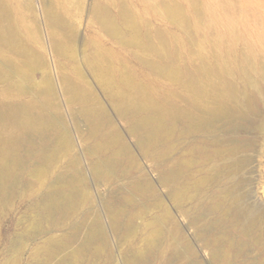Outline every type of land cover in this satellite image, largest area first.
<instances>
[{"label":"bare ground","instance_id":"bare-ground-1","mask_svg":"<svg viewBox=\"0 0 264 264\" xmlns=\"http://www.w3.org/2000/svg\"><path fill=\"white\" fill-rule=\"evenodd\" d=\"M117 3L122 23L107 5L90 8L91 22L108 36L89 40L90 49L51 37L77 81L63 65L47 74L0 0V223L12 210L22 212L6 252L40 236L45 243L29 264H75L109 253L112 236L130 243L123 264H205L197 241L213 264H245L256 245L264 255V210L227 180L241 162L216 163L244 147L237 137L224 145L219 136L244 129L232 79L261 90L248 69L254 64L248 57L233 62L219 39L208 38L198 10L192 25L178 5L162 0L152 8L179 35L139 18L143 29L141 13L128 0ZM46 9L52 28L63 30V20ZM119 47H129L126 55Z\"/></svg>","mask_w":264,"mask_h":264},{"label":"rangeland","instance_id":"rangeland-1","mask_svg":"<svg viewBox=\"0 0 264 264\" xmlns=\"http://www.w3.org/2000/svg\"><path fill=\"white\" fill-rule=\"evenodd\" d=\"M1 1H3L7 8L10 7L8 9L10 13H12L13 21L18 26L20 34L27 44H29L31 47L33 46V49H36L35 53L38 54L37 56L39 58L41 57L40 59L43 61L42 65L45 64L47 67V74H52V70L50 68L52 65H54L56 69L60 65H63L64 71L66 68H68L66 72L69 73L74 80H77V78L72 73V71L69 70L70 62L64 56L57 54L56 49H52L54 48V42L52 40L54 39V41H59L63 44L67 43L66 45L69 43L73 45L75 44L74 46L77 47L79 51H81L84 46L90 49L88 44L89 40L92 38L101 40L108 39V36L99 30L98 25L91 22L90 20L89 11L95 3H100L104 6L107 5L111 13L120 23H122V20L118 15L119 7L117 5V1L119 0ZM128 1L131 7L135 9L137 13H141L140 15L142 16H137V22L140 21L139 24L143 29H145L147 26L145 23L141 22V19L149 20L152 23L153 28L162 24L163 28H165L167 32H175L179 35H183L177 26L170 20L164 19L161 22L159 20V16L153 13L152 8L160 5L162 0ZM166 1L169 4H175L182 9L184 8V16H190L192 18L191 19L189 17V22H191L192 25H195L198 22L196 16L193 18V15H195V10L200 11L202 14V19H204V22L206 23L204 34L208 38L215 40L219 39L221 41V49L224 51L229 49V56L233 62H237L238 59H243V57H248L252 65L254 64V67L249 66L248 69L250 70V68H252L250 72L254 76H257L262 88L261 90L256 88L246 89V86L244 85L241 78L235 77L236 79H232V82H234L235 86L238 87L237 102H235L237 105L236 107L239 108L241 106L242 110L244 109L243 112L246 114V119L243 121V124H245L244 129H242V131L236 135H227L220 132V136L223 134L224 136H222V138L219 136L220 142L224 145L230 143L228 139L237 137L240 139L241 143H245L244 147L240 152L236 153L229 159H221V161L218 160L216 163H219L218 165L222 166V164L224 165L226 163L231 164L235 162H241V164H239L241 167L238 173L227 179L228 184L230 186L234 185L233 188L237 185L234 190L238 189L241 193H243L245 195L246 202L259 205L264 210V0ZM198 3L200 5H198ZM46 8H50L58 17L63 20L65 24L64 29L66 32H63L64 29L62 30V27L61 29L58 27L52 28L48 20V16H46ZM139 18L141 19L139 20ZM66 27L69 30L66 29ZM71 31H74L75 33L73 32L74 34H72ZM67 34L69 36H67ZM199 35L201 34L199 33ZM117 49L122 55H126L125 49H129V47H125L124 49L119 47ZM9 55L12 54L9 53ZM128 61L130 65L136 66L133 60L128 59ZM255 67L259 71H254L253 68ZM39 69L33 73L37 80H40V78L42 79L43 74ZM28 70L27 72H29ZM87 75V78L92 80L89 72ZM17 79L20 80L19 76ZM91 84L92 86L94 85L93 81H91ZM43 86V84H40V88ZM240 90L242 92H240ZM246 99H249L251 102L250 103L248 101L251 105L249 109H247L249 106L246 102ZM105 101L106 100L104 99V102ZM242 101L243 103H241ZM240 103L241 105L238 106ZM240 108L239 110L242 111ZM118 125L121 129H125L124 122L120 121ZM130 141L133 143L134 139L131 138ZM235 159H237V161H234ZM148 168L152 170L149 163ZM152 174L155 177L154 171H152ZM163 193H166L165 188L163 189ZM105 194V188H100V197H103ZM12 211H10V213H8L0 223V264H29V262L32 260L31 257L34 251L45 243V237L41 238L40 236H35L28 238L25 240V242H23L24 244L20 245V249L16 253L6 252V243L8 239L13 236V233L21 230H18V227L15 228V222L17 218L22 216V212L20 210ZM181 220L184 225L187 224V219L182 218ZM262 227L264 228V217ZM185 231L189 237L193 238L195 233V229H193V227H187ZM60 233L61 231L57 232V234ZM239 238L245 239L246 236L240 235ZM129 245V242L121 244L111 236L109 240V253H102L96 259L89 257L75 264H123L124 253L129 248ZM195 248L198 250V252L196 251V254L200 260H202L205 264H213L211 262L209 249L204 247L201 241L196 242ZM262 249L263 246L261 245H256V247H253L251 251H249L246 260H244L246 262L245 264H264V255L262 254ZM176 264L180 263L178 262Z\"/></svg>","mask_w":264,"mask_h":264}]
</instances>
